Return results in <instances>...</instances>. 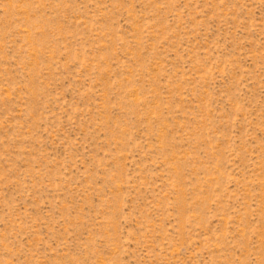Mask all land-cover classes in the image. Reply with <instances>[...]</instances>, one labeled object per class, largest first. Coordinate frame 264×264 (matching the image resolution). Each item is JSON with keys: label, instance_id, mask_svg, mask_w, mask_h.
Masks as SVG:
<instances>
[{"label": "rangeland", "instance_id": "obj_1", "mask_svg": "<svg viewBox=\"0 0 264 264\" xmlns=\"http://www.w3.org/2000/svg\"><path fill=\"white\" fill-rule=\"evenodd\" d=\"M0 264H264V0H0Z\"/></svg>", "mask_w": 264, "mask_h": 264}]
</instances>
